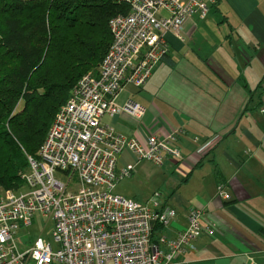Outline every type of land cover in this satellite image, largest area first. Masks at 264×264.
Returning a JSON list of instances; mask_svg holds the SVG:
<instances>
[{
    "label": "built area",
    "instance_id": "1",
    "mask_svg": "<svg viewBox=\"0 0 264 264\" xmlns=\"http://www.w3.org/2000/svg\"><path fill=\"white\" fill-rule=\"evenodd\" d=\"M218 1L131 0L128 14L110 20L107 54L56 113L37 158H29L23 186L0 188V264H176V257L197 251L202 236L214 237L215 224L203 223V211L191 209L188 228L164 252L154 230L169 228L177 212L116 193L120 181L134 172L133 166L117 169L124 151L132 152L137 162L163 167L167 160L182 158L178 143L185 131L130 139L104 125L102 118L125 113L143 120L144 106L135 101L117 105V94L126 83L142 89L169 55L168 34L182 39L185 21L206 19ZM217 196L232 199L223 183ZM48 221L53 222L51 241L41 236L30 243L17 239L22 228L35 224L44 233Z\"/></svg>",
    "mask_w": 264,
    "mask_h": 264
},
{
    "label": "crops",
    "instance_id": "2",
    "mask_svg": "<svg viewBox=\"0 0 264 264\" xmlns=\"http://www.w3.org/2000/svg\"><path fill=\"white\" fill-rule=\"evenodd\" d=\"M170 52L139 89L126 83L115 98L146 109L142 121L122 113L105 115L102 123L126 138L151 134L165 138L182 128L178 146L182 158L163 167L137 162L124 151L117 169L133 166L130 179L139 183L144 163L172 176L167 200L177 217L160 227L154 239L164 252L168 242L189 226L191 209L203 211V223L216 226L214 237L202 236L197 251L176 257V264L264 263V0H219L206 19L185 21L183 38L167 36ZM147 165V164H146ZM225 184L231 201L217 196ZM155 199V198H154ZM166 239V242L163 239Z\"/></svg>",
    "mask_w": 264,
    "mask_h": 264
},
{
    "label": "trees",
    "instance_id": "3",
    "mask_svg": "<svg viewBox=\"0 0 264 264\" xmlns=\"http://www.w3.org/2000/svg\"><path fill=\"white\" fill-rule=\"evenodd\" d=\"M131 0H0V188L23 186L56 113L112 43ZM160 228L156 227L155 231Z\"/></svg>",
    "mask_w": 264,
    "mask_h": 264
},
{
    "label": "rangeland",
    "instance_id": "4",
    "mask_svg": "<svg viewBox=\"0 0 264 264\" xmlns=\"http://www.w3.org/2000/svg\"><path fill=\"white\" fill-rule=\"evenodd\" d=\"M99 66L97 70L99 69ZM97 70L89 73H95ZM159 171L160 170L154 168L151 164L145 162L143 165V176H140L137 179V182L139 183H131L130 185L129 182L131 181H124L120 187L125 191L130 190L133 194L131 197H134L137 202L143 205L149 204L153 207L155 205V195H160L158 200L162 197L160 201L167 200L169 198L168 194H166L167 187L173 184L172 176L170 174L166 176L162 174L160 175ZM25 173H29V168L25 171ZM38 226V224H35L29 229L22 228L17 239L22 242L30 243L41 236L45 241H51L53 222H47L44 233L40 231Z\"/></svg>",
    "mask_w": 264,
    "mask_h": 264
}]
</instances>
